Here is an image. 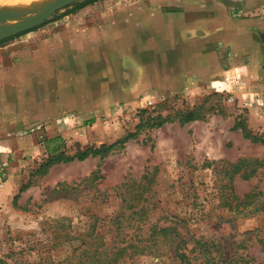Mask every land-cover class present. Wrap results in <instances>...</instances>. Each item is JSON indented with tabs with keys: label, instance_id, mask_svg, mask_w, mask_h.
Wrapping results in <instances>:
<instances>
[{
	"label": "rangeland",
	"instance_id": "rangeland-1",
	"mask_svg": "<svg viewBox=\"0 0 264 264\" xmlns=\"http://www.w3.org/2000/svg\"><path fill=\"white\" fill-rule=\"evenodd\" d=\"M248 2L99 0L81 9L72 4L0 43V132L12 149L0 153V264H176L173 248L162 241L158 257L121 253L131 240L118 237L110 221L131 204L145 205L150 222L175 225L186 240L215 241L221 259L264 264L255 233L264 214L233 211L237 203L247 210L255 206V189L264 194V171L249 180L226 172L228 163L264 159V145L233 130L244 121L252 133L264 135V119L255 115L250 127L248 109L229 91L207 88L198 77L172 79L174 70L190 71L183 65L189 53L190 61L208 60L212 71L232 60L233 50L219 42L218 24L234 35L233 25L251 17L242 6ZM14 9L0 3V13L17 12L7 24L41 11ZM255 17H264V0H255ZM204 19L211 20L205 52L202 34L188 28ZM259 40L264 54V34ZM199 105L205 119L146 129L104 159L37 173L49 139L61 138L62 149L72 155L123 140L135 131L141 109L166 116ZM33 142L43 143V151L32 150ZM94 172L98 178L89 180ZM138 239L133 243L146 245Z\"/></svg>",
	"mask_w": 264,
	"mask_h": 264
},
{
	"label": "trees",
	"instance_id": "trees-1",
	"mask_svg": "<svg viewBox=\"0 0 264 264\" xmlns=\"http://www.w3.org/2000/svg\"><path fill=\"white\" fill-rule=\"evenodd\" d=\"M97 1L99 0H86L74 4L73 6L81 9ZM203 111L204 108L199 105L191 110L177 111L175 114H167L164 116L163 114L158 113L152 116L156 110L151 111L148 108L141 109L138 112L139 123L135 127V131L129 133L123 140L112 145L102 144L99 147H88L83 150H78L72 155L66 154L62 149V146L60 145L61 138L49 139L45 143L48 157L39 166L37 173L45 175L52 167L61 163H71L74 161L82 162L91 157L104 159L112 153L118 144L123 145L131 139H136L143 130L160 128L164 124L174 121H178L180 125H185L187 123L205 119V114H202ZM237 129L242 131L245 139L255 144L264 145V135L252 133L244 121L235 124L233 130ZM261 170L264 171V159L243 158L236 163H228L226 172L230 177L238 175L244 180H249L254 176L256 177ZM97 178L98 172H94L91 177H89V180L93 181ZM144 179H148V174L142 177V180ZM27 188L28 185H24L20 189V193ZM253 197H255V206L247 210L246 207L244 208L241 204L237 203L233 208L234 213L243 216H249L251 214L257 216L264 214V194L255 189V195H253ZM245 198L250 199L251 196H246ZM97 220L103 221L102 218H97ZM110 224L113 225L118 237H129L131 240V244L124 248L121 253H125L127 249H131L133 252H131L130 255L146 254L158 257V254L161 252V244L164 242L169 248H173V259L176 264H242L239 262V259H233L230 256L221 259V251L218 250L219 244L215 241H207L200 237L198 239L190 238L189 240H186L177 226H164L160 225L159 222H150L145 205L134 206L131 204L125 207L123 206L122 209L111 219ZM255 233L257 242L264 248V223L262 227L255 229ZM97 234H99V232H97ZM143 235L145 237H143ZM137 239L146 245L143 244L142 246L134 244L137 242Z\"/></svg>",
	"mask_w": 264,
	"mask_h": 264
},
{
	"label": "crops",
	"instance_id": "crops-1",
	"mask_svg": "<svg viewBox=\"0 0 264 264\" xmlns=\"http://www.w3.org/2000/svg\"><path fill=\"white\" fill-rule=\"evenodd\" d=\"M242 6L245 12L248 11L251 14V17L233 25L234 35L225 33L224 29H227V26L220 24L219 17H217L219 28H221L219 42L221 41L220 44L233 50L232 60L223 61L224 67L219 64V67L212 71L208 60L204 58L201 62H196L194 59L190 61L194 56L189 53L187 54L188 61L183 65L190 68V71L181 73L174 70L172 79L182 82L186 79L194 81L198 77L208 82L207 88H221L229 91L240 105L248 109L249 126L255 128V115L264 119V75L262 74L264 54L259 40L260 34H264V17H255V0L244 3ZM188 28L202 34L200 35L202 36L200 41L202 42L203 52H205L208 48L207 45H209L208 42L211 41V20L195 21L189 24ZM0 65L3 66V63L0 62ZM212 72L213 75H211ZM1 138L3 137L0 132V153L8 149L11 151L8 141ZM30 148L42 152L44 145L43 143L34 144L33 142ZM1 182L2 179L0 178Z\"/></svg>",
	"mask_w": 264,
	"mask_h": 264
},
{
	"label": "water",
	"instance_id": "water-1",
	"mask_svg": "<svg viewBox=\"0 0 264 264\" xmlns=\"http://www.w3.org/2000/svg\"><path fill=\"white\" fill-rule=\"evenodd\" d=\"M86 0H51L39 13L31 14L28 19L22 20L15 24H7L9 21L16 18L17 12L0 13V43L15 37L19 34L30 31L34 28L42 26L59 10L64 9L75 3H81Z\"/></svg>",
	"mask_w": 264,
	"mask_h": 264
},
{
	"label": "bare ground",
	"instance_id": "bare-ground-1",
	"mask_svg": "<svg viewBox=\"0 0 264 264\" xmlns=\"http://www.w3.org/2000/svg\"><path fill=\"white\" fill-rule=\"evenodd\" d=\"M50 2L51 0H0V3H6V7L9 9L22 8L33 13L42 10ZM14 11L16 10L14 9Z\"/></svg>",
	"mask_w": 264,
	"mask_h": 264
}]
</instances>
